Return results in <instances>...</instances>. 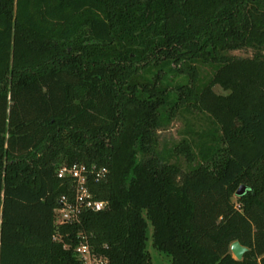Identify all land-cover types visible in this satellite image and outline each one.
<instances>
[{"label":"trees","instance_id":"obj_1","mask_svg":"<svg viewBox=\"0 0 264 264\" xmlns=\"http://www.w3.org/2000/svg\"><path fill=\"white\" fill-rule=\"evenodd\" d=\"M184 112L213 127L160 148ZM76 162L107 206L58 225ZM149 224L172 264H264V0H0V264H83V235L152 264Z\"/></svg>","mask_w":264,"mask_h":264},{"label":"built area","instance_id":"obj_2","mask_svg":"<svg viewBox=\"0 0 264 264\" xmlns=\"http://www.w3.org/2000/svg\"><path fill=\"white\" fill-rule=\"evenodd\" d=\"M107 167H91L84 163L64 165L58 171L60 178H69L72 181V197L63 195L60 206L56 208V223L73 224L80 222L82 216L88 211H101L107 206V202L96 197L90 187V181H101L108 176ZM56 238V237H55ZM76 251L83 264H109L105 256L97 255L88 240L87 235L82 236Z\"/></svg>","mask_w":264,"mask_h":264},{"label":"rangeland","instance_id":"obj_3","mask_svg":"<svg viewBox=\"0 0 264 264\" xmlns=\"http://www.w3.org/2000/svg\"><path fill=\"white\" fill-rule=\"evenodd\" d=\"M232 54L239 57H250L252 55L250 51L246 50L235 51L232 52ZM211 72V68L204 67L202 73L208 75L211 74ZM215 90L218 93H226V91H224L220 86H216ZM192 127L200 131L203 130L202 128L210 129L213 127V124L210 119L206 117V115L193 116L185 112L176 115L173 120L165 126V128L159 131L160 148L172 149V147L176 143H179L184 137H191L189 129ZM171 158L173 161L178 160L180 163L186 166V161L183 156L174 155L171 156ZM152 232L153 227L151 224H149L148 250L151 254L152 264H172L170 256L164 254L153 246Z\"/></svg>","mask_w":264,"mask_h":264},{"label":"water","instance_id":"obj_4","mask_svg":"<svg viewBox=\"0 0 264 264\" xmlns=\"http://www.w3.org/2000/svg\"><path fill=\"white\" fill-rule=\"evenodd\" d=\"M245 190L246 186L242 184L237 190V195H242ZM230 250L236 259L241 260L249 248L244 246L239 240H235L231 243Z\"/></svg>","mask_w":264,"mask_h":264}]
</instances>
